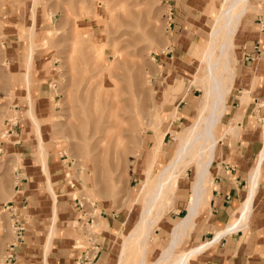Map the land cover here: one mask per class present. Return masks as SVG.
Listing matches in <instances>:
<instances>
[{
	"label": "rangeland",
	"instance_id": "rangeland-1",
	"mask_svg": "<svg viewBox=\"0 0 264 264\" xmlns=\"http://www.w3.org/2000/svg\"><path fill=\"white\" fill-rule=\"evenodd\" d=\"M179 1L181 8L187 9L188 3L190 23L188 31L178 35L179 42L185 44L171 51L175 40L167 30H173L168 18L171 6L174 12V0H0V192L15 186L17 180L11 173L21 166L17 148L10 149L11 144L1 148L11 131L6 139L2 135L22 126L21 130H27V137L34 140L30 144L37 141L26 115V88L31 87L32 98L34 91L42 90L40 101L35 100L36 117L42 123L50 180L65 184L72 208L77 206L73 208L78 212L77 220L83 218L80 232L87 244L82 250L97 243L99 236L98 230L97 234L90 232L87 225L93 226V222L88 218L111 221V227L104 229L107 241L98 264H118L124 239L140 220L141 205L132 206L129 200L143 185L146 155L156 134L171 128L155 164L154 173L158 174L173 157L177 135L199 115L204 95L201 87L207 86L202 61L223 0ZM250 4L248 17L264 12V0H250ZM34 6L37 47L28 72L24 54ZM248 17L239 30H244ZM238 40L235 35L236 62L240 59ZM220 49L221 42L216 52ZM167 90L171 95L165 99ZM225 109L224 115L229 116L227 100ZM262 117L260 114L257 120ZM227 118L215 131L218 139ZM193 169L189 166L179 176L175 206L150 236L147 264L158 260L171 241L173 227L186 214ZM44 177L42 172L38 179L47 180ZM40 192L51 200L48 193ZM200 220H204L202 227L207 218L201 215L197 224ZM0 222V231L5 223L12 229L10 215L2 206ZM188 237L183 248L193 247L191 234ZM127 258L125 264L138 263L136 247L127 252Z\"/></svg>",
	"mask_w": 264,
	"mask_h": 264
},
{
	"label": "crops",
	"instance_id": "crops-1",
	"mask_svg": "<svg viewBox=\"0 0 264 264\" xmlns=\"http://www.w3.org/2000/svg\"><path fill=\"white\" fill-rule=\"evenodd\" d=\"M174 1L176 4H173V30L170 37L175 40V44L171 51H176L185 44L179 42L181 40L178 39V35L185 34L190 23L188 3L185 5L186 9L181 8L182 4H179L181 1ZM248 12L243 19L248 17ZM248 18L249 22L244 30H239V27L236 33L239 37L236 45L240 44V59L235 63L232 86L234 91H230L227 97L231 112L229 116L226 114L223 116V118L228 117L226 131L224 130L218 139L207 183L200 195V213L190 233L192 246L210 242L211 244L189 264H264V158L260 161V153L264 148V12L251 16L249 14ZM43 94L42 90L34 91L32 102L35 106V114L37 112L35 100L39 102ZM27 113L28 110L26 115ZM260 114L263 117L257 120ZM28 120L30 121L29 118ZM30 123L32 124L31 121ZM14 125L18 126L17 123ZM21 128L22 126L12 135H5L8 142L1 144V148L10 144L12 146L10 149L17 148L19 154L16 155L22 168L20 166L11 173L12 179L17 180L15 186L12 185L10 189L6 187L4 193L0 192V207L2 206V211L5 213L6 206L10 204L14 206L17 210L16 220L23 233L21 239L17 240L13 229L9 230L5 223L3 227L5 229L0 231V264H98L104 254V245L107 241L104 229L111 227V221H105L102 217L95 221L88 218L93 225H101L102 228L98 230L97 243L92 242L90 248L82 250L87 244L80 232L83 228L79 221L83 218L77 220L75 215L77 206L73 207L75 209L72 208L73 205L67 198V188L61 180L55 183L50 180L52 191L56 196L55 206L58 216L55 234L47 251L53 226L54 201L48 190V180L38 179L43 172L40 171L41 166L39 164L38 167L33 166L37 163L38 139L31 145L34 140L27 137L29 135L27 130ZM41 135L44 141L42 126ZM257 167H259L258 186L250 219L244 228L227 233L228 227L240 216V209L249 192L251 176ZM51 174L49 170V179L52 178ZM41 190L48 193L51 200L47 201ZM191 199L192 188L189 204ZM71 208L73 210H70ZM201 215L207 218L202 227L204 220H200V224H197ZM87 226L90 227L91 232L92 226ZM222 232L225 234L215 241L216 235ZM91 233L97 234L93 231ZM12 246L14 260L8 261L7 253Z\"/></svg>",
	"mask_w": 264,
	"mask_h": 264
},
{
	"label": "bare ground",
	"instance_id": "bare-ground-1",
	"mask_svg": "<svg viewBox=\"0 0 264 264\" xmlns=\"http://www.w3.org/2000/svg\"><path fill=\"white\" fill-rule=\"evenodd\" d=\"M250 8V0H223L215 19H213V27L208 36V46L202 61L204 65L203 78L207 86L206 88L201 87L204 91V95L198 106L199 115H197L196 121L191 126L177 135L178 144L173 153V157L163 169L159 170L158 174L154 173L155 164L161 152L164 137L171 131V128L168 127L162 134H156L155 143L149 148L146 155V168L144 169L145 180L143 181V185L140 187L135 197L129 200L132 206L134 204L141 205L142 212L140 220L131 234L125 237L118 264L126 263L128 259L127 252L132 247H136L139 253L140 259L137 264H147L150 236L156 229L157 224L164 217V214L175 206L173 198L178 187L179 176L189 166L194 167L191 202L187 208L186 215L173 227L170 243L167 247L162 249L160 257L154 264H189L193 258L210 246L211 242L189 248L182 247L185 240L187 238L189 239L188 236L194 229L196 219L200 213V195L203 193L205 184L207 183L210 167L214 160L215 150L218 145V138L215 131L224 116L225 103L231 90L232 81L235 77L236 60L233 52L234 38L243 17ZM32 16L33 25L29 28V45L24 54L28 72L33 68L34 50L37 47L35 6ZM48 34L52 35L51 31H48ZM219 42H221V49L220 52L217 53ZM26 92L29 106L28 117L35 127L38 136V147L36 151L37 163L41 166L43 173L47 177L48 189L54 201L53 226L51 227L48 239V251L56 230L55 224L58 216L55 206L56 196L52 191V185L49 179V167L47 164L48 152L44 146L41 135L42 123L39 118L36 117L35 106L32 102L33 100L30 95L29 87L26 88ZM170 95V90H167L165 92V99ZM164 103H166V101H164ZM115 120H118V117H115ZM2 136L6 139L5 133ZM135 148L138 149L139 145H136ZM131 151L130 149L127 153ZM263 158L264 148L260 153V161H262ZM17 161L19 163V160ZM258 178L259 167L256 168L251 176L249 192L240 209V216L228 227L227 233L236 232L246 226L252 213ZM100 228H102L101 225L95 224L91 227V232H96ZM224 234L225 232L217 235L215 234V241Z\"/></svg>",
	"mask_w": 264,
	"mask_h": 264
},
{
	"label": "built area",
	"instance_id": "built-area-1",
	"mask_svg": "<svg viewBox=\"0 0 264 264\" xmlns=\"http://www.w3.org/2000/svg\"><path fill=\"white\" fill-rule=\"evenodd\" d=\"M172 16H173V10L172 8L170 7L169 9V18H168V26H169V29L172 28ZM172 30H167V32H171ZM13 126H16V125H13ZM11 131V135H12V129L8 130L6 132L5 135L9 134V132ZM82 207V206H81ZM5 212L9 213L10 215V219H11V222H12V229H13V232L14 234L17 236V240H20L21 239V236H22V233H23V229L19 227L18 223H17V220H16V217H17V210L14 208V206L12 204L8 205L5 207ZM13 252V246L11 247L10 250H8V253H7V260L8 261H13L14 260V256L12 254Z\"/></svg>",
	"mask_w": 264,
	"mask_h": 264
}]
</instances>
